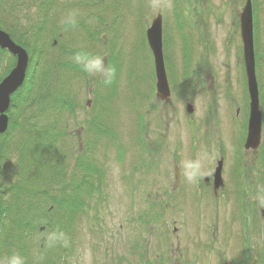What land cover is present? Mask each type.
<instances>
[{"label":"rangeland","instance_id":"obj_1","mask_svg":"<svg viewBox=\"0 0 264 264\" xmlns=\"http://www.w3.org/2000/svg\"><path fill=\"white\" fill-rule=\"evenodd\" d=\"M251 2L264 121V0ZM246 3L0 0V27L27 48L32 64L12 95L9 130L0 137L1 189L26 179L29 197L47 178L42 209H51L52 224H71L51 255L57 264H231L237 257L223 240L226 231L229 239L239 234L241 224H257L253 247L261 245L248 264H264V122L260 147L244 148L250 98L240 14ZM73 12L76 23H66ZM158 14L174 89L168 102L156 96L146 36ZM76 53L102 56L115 69L111 83L83 71ZM14 62L0 49V81ZM34 125L48 132L41 152L49 162L46 177L22 151ZM221 158L224 187L214 191ZM188 162L200 164L193 180ZM62 191L82 203L77 216L58 203ZM34 224L41 229L48 222L38 216ZM30 237L31 264H42L41 242L55 234L43 229ZM12 255L2 254L0 264Z\"/></svg>","mask_w":264,"mask_h":264},{"label":"trees","instance_id":"obj_2","mask_svg":"<svg viewBox=\"0 0 264 264\" xmlns=\"http://www.w3.org/2000/svg\"><path fill=\"white\" fill-rule=\"evenodd\" d=\"M32 39L34 40V38ZM37 128H38L37 125H34L31 129H28L25 132L29 140L26 143H24V147H22V149L24 150L22 151L25 153V156L27 158L28 157L33 158V161L37 163L36 166L40 168L39 170L42 171L45 174L44 177H46L47 173L45 171L49 170L50 167H49V162L45 158H42L41 152L44 151V145H46L45 136L48 132L42 130H36ZM4 136H6V134H0V137H4ZM58 137H59V133L57 136L55 135V137H51V139L55 141L56 139H58ZM4 139H5L4 141L6 142L7 141L6 138ZM3 144L6 145V152L8 155L9 149L7 142L6 143L3 142ZM37 147L39 149H37ZM28 148H35V150L28 152L27 151ZM1 153L2 152L0 149V160L4 158L1 157ZM22 160H26V159L23 158ZM25 168H27V166ZM46 181L47 178L43 179L42 184H46ZM28 183L30 182L27 181L26 179L25 181L20 180V182H16L15 184H10V183L6 184L7 186V187L5 186L6 189L5 188L1 189L2 184H0V256L2 254H7V255L19 254L24 258L25 264H31L32 261L30 259H32L31 257H33L30 254V250L33 246L30 237L31 234H33L36 230L49 229L50 231H52L53 234H55V238L51 242H49L48 240H46V242L45 241L41 242L40 248L45 249L44 254L42 253L41 255V258L43 257V260L45 261L44 262L42 260V264H57L55 257H51V255H54L55 254L54 252L60 249V243L58 242L59 236L61 234L64 235L65 232H68V234H70L69 229L71 227L70 226L71 224H61V223L52 224L53 214L51 215L49 213L51 209L50 208L48 210L42 209V206L46 203L43 201V199L46 198L47 186L42 184L40 186H35V188L31 191L32 196L30 195L29 197H27L26 193H24L23 190L27 189ZM9 186L13 188L12 192H10ZM67 188L69 190H72L75 187L74 185L73 186L68 185ZM63 189L66 188L64 187ZM62 192L63 195H61L58 203H60L61 200L64 201L67 204L68 209L69 210L70 208L72 209V212H70L71 216L72 214H76V212L80 211L82 207V203L79 202V200H77V196L75 195L76 197L73 198L71 197L72 194L70 192H66V191H62ZM6 193H8L10 199L13 200L14 203L11 202V200L5 199L4 196ZM23 196H26V198H23ZM29 199H31V202ZM36 199L39 200L35 201V206H34V200ZM62 211H63L62 212L63 215H61L60 218H63L65 213L64 210ZM44 213L45 215L42 216ZM46 214H48L49 217H47ZM38 216H40L42 220L45 218L47 219L48 224H43L45 225L43 229L42 227L41 229H39L40 224H34Z\"/></svg>","mask_w":264,"mask_h":264},{"label":"water","instance_id":"obj_3","mask_svg":"<svg viewBox=\"0 0 264 264\" xmlns=\"http://www.w3.org/2000/svg\"><path fill=\"white\" fill-rule=\"evenodd\" d=\"M240 21L246 76L250 94V115L245 148L257 149L262 138V112L260 109L259 87L255 70L253 13L251 0H247V3L240 15ZM147 38L155 61L157 91L160 97L165 99L170 95V88L163 56L161 15H158V17L153 20L151 27L147 30ZM0 47L2 49H7L17 57V61L13 69L0 82V133H5L9 127V116L7 114V110L10 107L11 95L24 83L29 64V54L24 47L13 41L11 36L1 28ZM188 110L192 111L193 107L189 105ZM222 166L223 161L221 160L214 174L215 189H218V187L223 185Z\"/></svg>","mask_w":264,"mask_h":264},{"label":"clouds","instance_id":"obj_4","mask_svg":"<svg viewBox=\"0 0 264 264\" xmlns=\"http://www.w3.org/2000/svg\"><path fill=\"white\" fill-rule=\"evenodd\" d=\"M76 13H70L66 18V23H76ZM74 61L81 66L82 70L89 75L100 76L105 83H111L115 75V69L105 65L102 56L76 53ZM199 162H188L185 164L186 175L189 180H193L199 174ZM7 264H25L24 258L19 254H13Z\"/></svg>","mask_w":264,"mask_h":264},{"label":"flooded vegetation","instance_id":"obj_5","mask_svg":"<svg viewBox=\"0 0 264 264\" xmlns=\"http://www.w3.org/2000/svg\"><path fill=\"white\" fill-rule=\"evenodd\" d=\"M171 94L174 91L173 87L171 88ZM157 96V94H156ZM157 98H160L157 96ZM161 100V99H160ZM165 102H168L166 100H164ZM164 142V139L162 140ZM79 142L80 144L81 142V138L79 137ZM205 181L210 184L211 180L210 178H206ZM213 188H214V183H213ZM231 226L233 227V224H231ZM249 227H251V231H249L250 229H248ZM238 227H236L237 231H240L239 234L237 235H232L231 233H229L230 239L228 238V232L226 231L225 235H227V237H224V250L227 251L229 250L231 253V255H235L237 258H233L231 261H229V263L231 262V264H248L249 263V259L247 256L250 255V251L254 252L256 254L259 255V247H261V245L259 244L258 248H254L253 247V240L252 237L255 236L254 232H257V224H241L240 229H237ZM232 239H237L240 241V243L232 241ZM234 247V248H233ZM230 248V249H229ZM252 249V250H251ZM247 252V253H246ZM246 253V254H245ZM245 254L244 257H240L239 255ZM251 263L253 264L254 261ZM250 263V264H251Z\"/></svg>","mask_w":264,"mask_h":264}]
</instances>
